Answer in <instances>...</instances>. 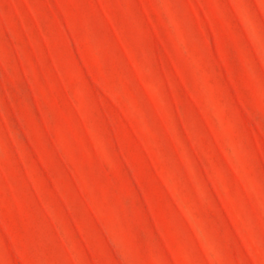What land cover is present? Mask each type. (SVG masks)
I'll use <instances>...</instances> for the list:
<instances>
[{
	"label": "rangeland",
	"instance_id": "374dc122",
	"mask_svg": "<svg viewBox=\"0 0 264 264\" xmlns=\"http://www.w3.org/2000/svg\"><path fill=\"white\" fill-rule=\"evenodd\" d=\"M0 264H264V0H0Z\"/></svg>",
	"mask_w": 264,
	"mask_h": 264
}]
</instances>
